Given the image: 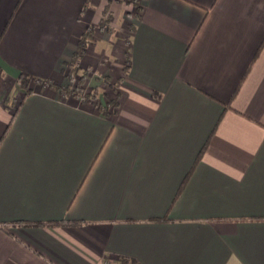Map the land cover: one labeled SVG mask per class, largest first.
<instances>
[{
	"label": "crops",
	"instance_id": "0c3cea01",
	"mask_svg": "<svg viewBox=\"0 0 264 264\" xmlns=\"http://www.w3.org/2000/svg\"><path fill=\"white\" fill-rule=\"evenodd\" d=\"M123 1L0 0V264H264V0Z\"/></svg>",
	"mask_w": 264,
	"mask_h": 264
},
{
	"label": "trees",
	"instance_id": "16d2710c",
	"mask_svg": "<svg viewBox=\"0 0 264 264\" xmlns=\"http://www.w3.org/2000/svg\"><path fill=\"white\" fill-rule=\"evenodd\" d=\"M85 40L86 39H82V41H80V43L78 44L77 50L73 55V59L71 61V66H73V69H70L71 72L67 76V77H69L70 80L73 79V77H72L73 75H77L79 72L78 62L82 56V51H83L84 47L86 46ZM84 80H85V76H84V73L82 72V73H80L78 85L76 86V88L73 89V92L75 93L76 96H82L83 97V95L81 93V91H82L81 86H82ZM31 82H32V79H28V78L20 79V84L24 90L28 89V86L30 85ZM26 92H28V91H26ZM87 96L89 97L90 95H87ZM39 226H42V225H39Z\"/></svg>",
	"mask_w": 264,
	"mask_h": 264
},
{
	"label": "rangeland",
	"instance_id": "374dc122",
	"mask_svg": "<svg viewBox=\"0 0 264 264\" xmlns=\"http://www.w3.org/2000/svg\"><path fill=\"white\" fill-rule=\"evenodd\" d=\"M123 3L124 1L123 0H120V3ZM73 84H72V86L74 85V82H76V83H78V80H79V74H78V76H75L73 79ZM86 86H85V89H86V91L88 92L89 90H93V89H91V86H93L94 84H93V80H92V78L90 77V79L89 80H87L86 81Z\"/></svg>",
	"mask_w": 264,
	"mask_h": 264
}]
</instances>
